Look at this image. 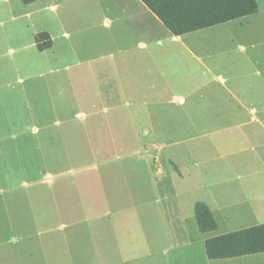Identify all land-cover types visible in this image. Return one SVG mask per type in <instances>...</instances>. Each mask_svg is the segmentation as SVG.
<instances>
[{
	"label": "crops",
	"instance_id": "obj_1",
	"mask_svg": "<svg viewBox=\"0 0 264 264\" xmlns=\"http://www.w3.org/2000/svg\"><path fill=\"white\" fill-rule=\"evenodd\" d=\"M1 12L12 15L25 13L27 17L32 14L53 16L54 28L47 26L36 30L31 35V44L10 50V55H19L15 60L20 64L13 65V73L21 71L23 64L27 66L24 70L30 68V49L34 48L39 57L51 54L49 63H52L53 69L49 74L36 69L35 75L27 72L26 75L23 74L26 78L17 74L15 77L18 82L21 84L31 79H41L45 75L65 78L61 84L69 85L74 102L85 103V108L90 113L88 120L79 124L66 120L64 124L67 127L61 122L46 126V123L39 124L31 120L15 122L6 118L4 122L0 121V264L73 263L75 252L61 246L63 230L29 229L32 210L26 211L16 204H30L31 201L50 203L77 195L71 191L83 187L84 182L77 180V176L82 173L92 174L85 181L87 183L98 185L105 181L111 182L115 177L109 175L112 170L110 164L125 159L131 160L127 167L129 171H138L148 183L151 182L153 178L150 175L157 172L159 174V171L148 164L151 154L146 143L158 140L155 126L159 125L153 106L174 108L173 100H159L170 87L169 79L175 74H184L183 77L188 78L198 75L203 79L208 77L221 81L223 73L231 77V80L245 75L244 70L235 68V63L239 64L235 60H239L236 58L239 54H246V61L252 60L247 52L255 45L239 46V40L233 37L215 40L205 37L207 31L227 28L237 21L244 22L240 24V31L246 37L245 41L254 44V37L246 20L257 13L212 28L175 36L148 9L143 0H0ZM12 20L16 21V16ZM0 25L1 29L3 24ZM14 26H8L9 40H5L19 45L18 41L25 39V35H30L28 32L24 34L18 31ZM26 27L28 31L30 26ZM42 33L48 35L52 46L40 51L37 37ZM61 46L70 47L71 56H64ZM75 47H82L86 54L77 55ZM222 56L225 58L221 59ZM257 59L261 61V57ZM225 63L230 64V69L222 72L220 68ZM190 65H195V68L192 69ZM243 65L242 63L241 67ZM8 70L1 71L0 75H7ZM252 76L260 78L264 84V71H258L256 75L252 73ZM254 90L249 87L247 91H240L245 101L231 91L235 102L226 108L228 113L221 112L218 115L230 117V125L234 126V130L252 124L258 127L253 128L257 133L249 130L251 134L227 136L221 141H215L213 147L216 149V157L213 160H208L212 155L204 152L202 145L200 150L186 148L182 156L187 158V154L196 151L199 164L198 161H193V165L187 162L182 167L178 165L177 154L169 156L181 173L180 177L175 171L170 175L167 173L170 176L169 187L175 188L178 180L191 182V179L199 177L200 182L203 180L204 183L202 189L209 195L205 204L214 218L227 213L235 221L264 223V88L260 89V93ZM149 94L153 97H149ZM9 96L16 101L21 98L26 101L28 91L24 90L21 94L19 91ZM152 99L155 102H151ZM0 103L3 104L2 101ZM87 132L94 138L101 135L104 139L105 134L112 136L117 156L110 159L111 156H107L109 154L102 153V159L108 160L98 162L100 164L63 166L64 162L69 164L68 160L81 158V152L72 146L76 135L86 136ZM241 138L244 142H241ZM199 139L201 141L203 137ZM191 140L186 142L191 143ZM184 142L171 143L168 148H175L185 144ZM239 147L244 148L238 149ZM106 148L101 144L91 146L88 150L93 152L91 155L94 158L96 152H103ZM85 150L87 149L83 148ZM140 153L144 156H140ZM201 153L207 155L200 157ZM155 157H159V154ZM195 157L193 155L191 158ZM144 161L148 165H144ZM196 166H199L198 169ZM127 169L122 167L120 171L128 174L130 172ZM61 178L64 181H58ZM162 179L161 175L157 179L158 185L150 184L151 187L158 188ZM196 202L193 204L194 216ZM53 213L62 214L63 211H58L57 208L43 211L45 218ZM255 225L258 224L252 226ZM201 233L204 246L206 240L223 235ZM260 255L264 254L225 260H211L206 255L203 262L178 261L174 264H264L259 261H243Z\"/></svg>",
	"mask_w": 264,
	"mask_h": 264
},
{
	"label": "rangeland",
	"instance_id": "obj_2",
	"mask_svg": "<svg viewBox=\"0 0 264 264\" xmlns=\"http://www.w3.org/2000/svg\"><path fill=\"white\" fill-rule=\"evenodd\" d=\"M257 2L258 13L246 20L250 25V32L253 34L254 44L246 42V37L240 31V24H244V22L235 21L227 28L209 30L205 37L208 40L233 37L239 40V46L255 45L247 52L255 61L254 63L251 62L252 60L244 59L246 54H239L236 57L242 62L235 60L239 63L238 65L235 63V68L239 67L240 71L244 70L245 75L236 76L232 81L231 77H227V74L223 73L224 77L219 81L208 77L203 79L198 75H191L188 78V76L183 77L184 74H175L169 79L168 91L159 97L160 101L164 99L163 102L173 100L174 108L153 106V113L159 125L155 126L158 132L156 139L158 140L148 141L146 146L149 147L151 154L148 164L156 168L159 174L157 172L150 175V178H153L151 182L148 183L140 172L129 171L127 167L130 166L131 160L125 159L110 164L112 170L109 171V175L115 177L111 182L105 181L98 185L87 183L85 181L92 177V174L82 173L77 176V180L84 182L83 187L71 191L76 192L77 195L64 197L56 202L50 201V203L31 201L30 204L27 202L16 204L26 211L32 210L29 216L31 223L29 229L61 228L63 230L61 246L75 252L73 263L69 264H174L178 261H204L206 257L204 237L198 229L193 213V204L196 201L205 203L209 195L202 189L201 186L204 187V183L202 180L201 185L199 177L196 180L191 179V182L178 180L175 183V188L169 187L170 173L173 174L175 171L179 177L181 176L176 164L170 161V157L172 154H177L180 163L178 165H182V167L187 162L193 165V161H198L199 164L196 151L187 154V158L182 156L186 148L200 150V145H202L204 152L212 155L208 160H213L216 157V149L213 147L215 141H221L227 136L248 135L249 130L257 133L253 128L257 129L258 127L252 124L234 130V126L230 125V117L218 115L221 112L228 113L226 108L235 102L231 91L245 101L240 93L241 90L247 91L249 87H252L255 92L260 93V89L264 88L260 78L252 76V73L256 75L258 71H264V0H257ZM24 14L0 13V24H3L0 29V72L9 69L7 75H0V102H3V104L0 103V121L4 122L6 118L15 122L31 120V122H39V124L46 123L48 126L53 122L64 124L66 120L75 124L88 120L90 111L85 108V103L74 102L69 85L61 84L66 80L65 78L58 79L52 75H45L41 79H31L25 83L21 82V84L18 82L15 77L17 74L26 78L27 76H24L26 72L29 75H35L37 69L44 74H49L53 69L52 63H49L51 54H42V57H39L34 48H29L28 65L30 68L24 70L27 66L23 64L20 67L21 71L13 73V65L20 64L15 60L19 55H10V50L20 46L27 47V44H31V35L36 30L47 26L54 28L53 16L50 14H32L28 17ZM13 16H16V21L12 20ZM8 26H14L24 34L28 32L30 36L25 35V39L17 42L19 45L12 41L9 42L7 41L9 40L7 39ZM26 26H30L28 31ZM61 47H63L64 56H71L70 47ZM75 53L79 56L86 54L82 47H75ZM258 57H261V61L257 59ZM220 58L224 59L225 56ZM213 60L212 62H214ZM242 63L243 67H241ZM223 65L225 66L220 68L221 71H229L227 69H230V64ZM191 68L194 69L195 65ZM24 90L28 91L26 101L22 98L16 101L9 96L19 91L21 94ZM151 102H155V100L152 99ZM67 126L65 125V127ZM76 136L72 147L81 152L79 153L81 158L68 160L69 164L64 162L63 166L82 167L100 164L98 162L108 160L102 159V153L103 155L109 154L107 156H111L110 159L117 156L112 136L105 134L104 139L101 135L94 138L88 132L86 136L82 134ZM200 137H203L201 141ZM189 139L193 141L186 142ZM176 142L185 144L172 149L168 148L169 144ZM241 142H244V139L241 138ZM101 144L107 148L103 152H96L97 155L93 158L91 155L93 152L88 149ZM83 148L87 150L83 151ZM242 148L244 147L238 149ZM142 149L145 150V147ZM249 152L251 151L249 150ZM158 154L159 157H155ZM207 154L201 153L199 156L204 157ZM142 155L140 153V156ZM193 155L196 157L191 158ZM143 164L148 165L145 161ZM122 167H125L130 173L125 174L120 171ZM198 167L195 168L198 169ZM153 172L155 171L153 170ZM161 175L163 179L159 182V187H151V185H158L157 179ZM62 179L58 181H64ZM55 208L58 211L61 209L63 213H53L45 218L46 215L43 214V211ZM232 218L227 213L217 215L215 220L218 228L210 233L227 234L253 224H264L254 221H235ZM243 261L264 263V255L253 256Z\"/></svg>",
	"mask_w": 264,
	"mask_h": 264
},
{
	"label": "trees",
	"instance_id": "obj_3",
	"mask_svg": "<svg viewBox=\"0 0 264 264\" xmlns=\"http://www.w3.org/2000/svg\"><path fill=\"white\" fill-rule=\"evenodd\" d=\"M164 26L175 36L226 24L258 13L257 0H143ZM52 46L47 34L37 37L40 51ZM195 217L201 232H212L218 224L210 208L195 204ZM206 255L225 260L264 254V224L230 232L206 240Z\"/></svg>",
	"mask_w": 264,
	"mask_h": 264
}]
</instances>
